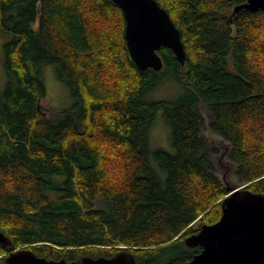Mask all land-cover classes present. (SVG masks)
<instances>
[{"label":"trees","instance_id":"obj_1","mask_svg":"<svg viewBox=\"0 0 264 264\" xmlns=\"http://www.w3.org/2000/svg\"><path fill=\"white\" fill-rule=\"evenodd\" d=\"M156 1L187 54L182 66L163 48L161 72L137 68L111 0H0V231L11 242L0 244V264L10 248L67 262L127 250L137 264H189L202 249L185 239L220 220L232 191L264 193V10ZM48 65L76 100L55 116L40 106L37 72ZM170 73L186 92L149 101ZM159 114L174 152L152 153L158 171L149 133ZM205 124L228 142L238 185L211 170Z\"/></svg>","mask_w":264,"mask_h":264},{"label":"water","instance_id":"obj_2","mask_svg":"<svg viewBox=\"0 0 264 264\" xmlns=\"http://www.w3.org/2000/svg\"><path fill=\"white\" fill-rule=\"evenodd\" d=\"M125 15V38L132 60L144 72H161L164 61L159 52L172 50L179 63H186V50L181 32L170 15L156 0H111ZM258 12L264 10V0H247L234 9ZM190 248L200 247L189 264H264V193L236 189L222 201V216L213 225H203L198 233L185 239ZM0 244L10 246L0 231ZM6 264H137L127 250L114 257H85L80 262L48 260L30 249L13 250Z\"/></svg>","mask_w":264,"mask_h":264},{"label":"rangeland","instance_id":"obj_3","mask_svg":"<svg viewBox=\"0 0 264 264\" xmlns=\"http://www.w3.org/2000/svg\"><path fill=\"white\" fill-rule=\"evenodd\" d=\"M7 37L0 38V102L7 84V75L2 64L3 54L1 45ZM37 74L43 80L47 88V95L41 100V109L49 116H55L58 112L68 110L73 107L76 100L73 97L70 87L58 78L56 67L53 65L44 66ZM183 86L177 81L173 73L165 78L160 87L147 96L149 101L176 100L185 93ZM208 123V111L200 108ZM202 138L206 149L207 159L211 170L229 186L239 184L236 175V168L229 159L230 147L222 136L211 131L207 124L203 126ZM158 149L174 152L171 143V127L164 121L161 114L152 125L149 133V158L154 170L159 168L152 158V153ZM198 228V224H196Z\"/></svg>","mask_w":264,"mask_h":264}]
</instances>
